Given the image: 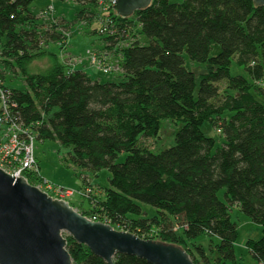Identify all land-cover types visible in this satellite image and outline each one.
I'll return each mask as SVG.
<instances>
[{"label": "trees", "instance_id": "obj_1", "mask_svg": "<svg viewBox=\"0 0 264 264\" xmlns=\"http://www.w3.org/2000/svg\"><path fill=\"white\" fill-rule=\"evenodd\" d=\"M59 1L80 6L79 15L99 2ZM30 3L0 0V56L26 85L25 90L10 88L0 75L9 114L36 141L68 148L69 165L95 175L110 173L102 196L82 176L79 197L91 207L69 205L89 220L179 246L194 264H210L195 244L200 237L213 243L216 262L246 264L235 254L238 225L231 212L238 209L262 227L260 238L248 239L245 247L253 264H264V87L259 86L264 80V8L252 0H151L128 19L110 12L107 28L113 26L115 34L105 36L106 45L119 51L121 77L102 83L84 70L63 66L50 50L41 51L65 43L64 24L40 30ZM124 42L130 44L119 49ZM47 52L55 58L52 70L28 75L24 65ZM185 58L202 71L189 69ZM233 62L247 77L231 75ZM224 113L229 116L220 118ZM162 120L179 124L173 146L157 154L140 149L138 140L157 137ZM199 123L215 125L223 142L213 149ZM122 152L126 158L116 163ZM142 206L156 215L147 216ZM163 216L171 224L180 219V232L170 224L155 227ZM64 237L73 264H106ZM113 262L148 264L125 254Z\"/></svg>", "mask_w": 264, "mask_h": 264}, {"label": "rangeland", "instance_id": "obj_2", "mask_svg": "<svg viewBox=\"0 0 264 264\" xmlns=\"http://www.w3.org/2000/svg\"><path fill=\"white\" fill-rule=\"evenodd\" d=\"M111 3V0H99L96 8L90 6L88 10L84 9L81 11L83 13L82 15H79L81 10L80 6L71 1L31 0L29 10L35 17L36 25L41 27L40 30H57L60 24H64L63 29L65 31H63V33L66 37L65 43L57 45L49 44L43 47L41 51L50 50L57 55L61 61L60 64L63 66L73 71L75 69L85 70L91 78H95L102 83L119 81L121 77L119 51H116L109 43V45H106L108 40L105 39L106 35L108 37L111 34H115L113 26L110 25L109 29L107 28L106 18H108V13L112 12V8H110ZM62 19H65L67 22L65 23ZM140 42L145 44L146 39L141 38ZM129 44L124 42L119 46V49H121V47H127ZM1 48L2 45L0 46V49ZM217 50L218 47L214 46L212 53H216ZM37 54L38 55H36L30 63L24 65L28 75L45 74L52 70L53 65L56 64L55 58H53L49 52ZM4 60L5 59L0 56V75H3L2 80L4 79L6 85L10 88L25 90L26 85L22 75L16 73V71H11L7 66L8 62H4ZM185 62L189 69L197 73L202 71L198 65L195 66L193 63L189 62L187 58H185ZM230 71L233 76L244 75L247 77L246 72L234 62L231 65ZM259 86L264 87V80ZM228 116L229 114L224 113L220 118H227ZM198 125L203 135L210 141L213 149L223 142L221 132L215 125L212 123H199ZM178 127L179 124L175 122L162 120L160 122L157 137L151 139L140 138L137 145L142 150H148L157 154L173 146L174 135ZM68 153L69 149L62 147L56 141L43 140L35 142L34 154L38 160L40 176L54 185L73 190L75 194L69 202L71 204H76L75 206L80 205L83 209H88L91 206L88 205L87 201H81V197L77 194L82 185V176H88L90 180H92V184L98 192V195L102 196L104 194L103 188L108 185L110 173L108 170H101L95 175L88 171H81L65 162V159H68ZM126 155L127 154L124 152L118 154L116 163H122ZM33 184H35L34 181ZM223 192L224 191L221 190L218 193V197L221 200L223 199ZM76 208L77 207L74 209L78 211ZM142 209L149 217L156 215L154 209L150 206H142ZM231 216L238 225V239L235 243L237 262L253 264V261L249 259L245 245L248 239L256 240L260 238L262 227L252 223L238 209H233ZM157 220L158 225H155V227L162 229V226L170 224L174 230H176L175 232H180V227L182 225L180 219H172L173 224L170 223L166 216L159 217ZM197 241L195 244H200L202 246L210 264H222L216 262L217 257L212 246L213 243L209 244L208 239L204 237H200ZM189 244V247H194V244ZM194 259L195 262L201 263V259L196 253L194 254Z\"/></svg>", "mask_w": 264, "mask_h": 264}, {"label": "water", "instance_id": "obj_3", "mask_svg": "<svg viewBox=\"0 0 264 264\" xmlns=\"http://www.w3.org/2000/svg\"><path fill=\"white\" fill-rule=\"evenodd\" d=\"M264 8V0H252ZM151 0H115L121 19L148 8ZM64 234L84 245L106 264L118 254L144 259L148 264H194L181 247L141 239L109 224L79 214L68 202L53 199L0 168V264H73Z\"/></svg>", "mask_w": 264, "mask_h": 264}, {"label": "built area", "instance_id": "obj_4", "mask_svg": "<svg viewBox=\"0 0 264 264\" xmlns=\"http://www.w3.org/2000/svg\"><path fill=\"white\" fill-rule=\"evenodd\" d=\"M111 2L110 8L113 12L115 0H111ZM129 29L131 27H128ZM6 95L8 94H5L0 88V168L15 177L28 175L35 182L31 185L53 199L69 203L75 194L73 190L54 185L40 176L38 162L34 154L35 136L27 126L15 122L10 116ZM79 193L78 191L77 194L79 195Z\"/></svg>", "mask_w": 264, "mask_h": 264}, {"label": "crops", "instance_id": "obj_5", "mask_svg": "<svg viewBox=\"0 0 264 264\" xmlns=\"http://www.w3.org/2000/svg\"><path fill=\"white\" fill-rule=\"evenodd\" d=\"M85 71V70H84ZM86 72V71H85ZM87 73V72H86ZM88 74V73H87ZM88 76L90 77V75L88 74ZM91 78V77H90ZM91 79H94L95 80V78H91Z\"/></svg>", "mask_w": 264, "mask_h": 264}]
</instances>
